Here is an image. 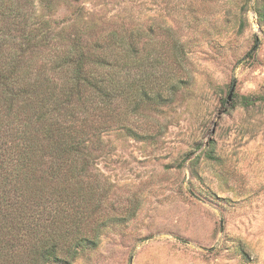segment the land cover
Segmentation results:
<instances>
[{"label": "rangeland", "instance_id": "obj_1", "mask_svg": "<svg viewBox=\"0 0 264 264\" xmlns=\"http://www.w3.org/2000/svg\"><path fill=\"white\" fill-rule=\"evenodd\" d=\"M80 6L84 20L139 29L141 55L179 87L127 123L137 137L102 134L108 221L71 264H264V0Z\"/></svg>", "mask_w": 264, "mask_h": 264}, {"label": "trees", "instance_id": "obj_2", "mask_svg": "<svg viewBox=\"0 0 264 264\" xmlns=\"http://www.w3.org/2000/svg\"><path fill=\"white\" fill-rule=\"evenodd\" d=\"M80 1L0 0V264H71L95 246L102 134L137 137L127 123L179 87L139 29L84 20ZM61 7L74 16L53 18Z\"/></svg>", "mask_w": 264, "mask_h": 264}, {"label": "water", "instance_id": "obj_3", "mask_svg": "<svg viewBox=\"0 0 264 264\" xmlns=\"http://www.w3.org/2000/svg\"><path fill=\"white\" fill-rule=\"evenodd\" d=\"M229 96H230V94H229ZM229 96H228V97H229Z\"/></svg>", "mask_w": 264, "mask_h": 264}]
</instances>
